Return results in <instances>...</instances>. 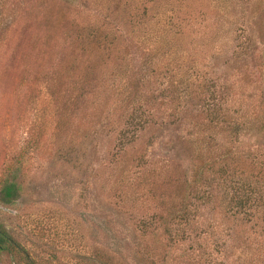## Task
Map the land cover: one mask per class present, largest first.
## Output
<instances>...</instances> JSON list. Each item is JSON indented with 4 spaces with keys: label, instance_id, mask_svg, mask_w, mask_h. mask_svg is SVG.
<instances>
[{
    "label": "rangeland",
    "instance_id": "374dc122",
    "mask_svg": "<svg viewBox=\"0 0 264 264\" xmlns=\"http://www.w3.org/2000/svg\"><path fill=\"white\" fill-rule=\"evenodd\" d=\"M104 2L0 0V187H19L12 203L0 202V224L38 264L264 259H250L264 232L234 220L242 216L223 220L207 253L202 246L223 204L206 166L264 153V128L214 132L206 111L211 92L227 104L264 91V40L255 34L264 29V0L220 4L252 39L233 52L234 36L222 33L216 50L197 53L210 86L194 93L154 71L151 53L121 27L112 53L84 44L94 21L119 25ZM208 6L211 16L218 11ZM214 15L227 27L229 19ZM127 76L128 89L120 86ZM159 215L154 226L140 225Z\"/></svg>",
    "mask_w": 264,
    "mask_h": 264
},
{
    "label": "trees",
    "instance_id": "16d2710c",
    "mask_svg": "<svg viewBox=\"0 0 264 264\" xmlns=\"http://www.w3.org/2000/svg\"><path fill=\"white\" fill-rule=\"evenodd\" d=\"M208 3L212 4L213 10L218 9L219 13L214 11V14H220V17L225 16L230 20V15L223 11V5L220 6L224 0H105L103 5L113 17L118 16L120 21L115 24L119 25L111 28L104 21H94L90 24V32H86L88 41L84 44L109 50L112 53L113 42L120 34L119 27H121L151 53L149 65L152 69L156 67L164 73L169 72L168 76H173L174 80L175 77L181 78L178 83L185 81V88L194 93L205 86H210L205 82L207 77L205 72L201 71L197 53L207 50L211 44H215L216 50L218 44L214 39L223 35L227 39L228 36H234L232 40L237 43L233 52L238 48L249 47L252 39L248 25L247 27L232 26L230 20L227 27H223L221 21H215V15L211 16L208 12ZM224 6L228 8L226 4ZM93 18L88 17L86 25ZM262 27L264 28V24ZM255 34L260 40H264V29L256 28ZM184 67H187L186 71L182 72ZM122 80L120 86L128 89L129 86L126 85L129 84L128 76ZM216 80L215 77L214 81ZM126 81L128 82L125 84ZM208 81L213 80L209 77ZM210 94L213 95L207 103L206 111L208 126L214 132L225 131L228 134L241 129L264 128V91L230 99L227 104L219 101L216 91ZM205 170L207 175L218 179L216 184L222 190L220 197L223 204L220 205L217 218L221 220L213 218L207 225L208 229L203 231L202 246L206 251L204 252L207 253L208 248L213 245L214 236L220 234L223 220L228 221L229 216L234 218L242 216L234 220H240L241 226L246 224L258 226L264 232V153L258 150L248 151L228 161L219 163L212 161ZM18 189L15 181H3L0 187V202L12 203L18 196ZM156 217L142 219L140 225L145 228L152 227L163 219H160V215ZM256 249L257 252L250 253L251 260L254 256L262 254L264 258V243ZM4 257L17 264H38L0 224V261ZM209 261L211 262L210 259ZM254 261V264L264 263V259H254Z\"/></svg>",
    "mask_w": 264,
    "mask_h": 264
}]
</instances>
